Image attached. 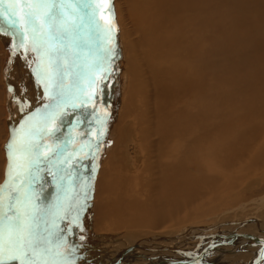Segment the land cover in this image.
<instances>
[{
    "label": "bare ground",
    "instance_id": "1",
    "mask_svg": "<svg viewBox=\"0 0 264 264\" xmlns=\"http://www.w3.org/2000/svg\"><path fill=\"white\" fill-rule=\"evenodd\" d=\"M34 1L13 4L12 0H3L0 4L5 13L0 16V29L8 31L7 35L0 33V38L16 35L17 39L8 72L11 92L7 99L15 103L12 119H23V111H29L15 94L14 85L26 78L24 91L34 103L35 112L46 109L41 113L53 125L45 132L42 128L46 143L38 144L37 140L40 147L36 150L29 146L33 154L28 155L32 160L29 168L16 170L6 186L11 185V191L0 194V226L5 225V207L20 192L15 188L19 187L17 183L27 189L33 184L32 195L40 189L39 184L57 186L63 181V186L70 187L79 179L76 176H84L86 164L92 179L99 173V215L101 210L102 217H112L115 228H157L177 209L201 207L199 195H209L203 190L219 191V200H224L225 192L238 188L243 177L250 175V179L260 169L264 171V0H124L128 14L124 2L117 6L123 49L115 34L114 0L108 18L105 9L109 0H63L71 7L57 10L63 15L51 28L54 34H63L54 43L66 48L67 54L59 56H52L47 44L37 46L34 42L30 13L40 12L37 23L45 32L48 30L42 10L33 7ZM13 11L15 15H11ZM125 18H130V30L124 26ZM10 19L17 21L15 30L7 28L6 20ZM56 64L63 73L60 91L53 86ZM112 76L117 77L116 90L121 84L115 101ZM42 89L46 100L40 103ZM61 112V122H54ZM90 115L95 117L91 119ZM133 138L137 140L136 154ZM41 154L42 161H38ZM15 162L10 164L12 169ZM25 171L30 176H24ZM254 185L250 181L247 186ZM92 192L86 189L80 196L89 203ZM78 204L75 201V207H59L64 208L61 216L53 212L50 218L56 223L49 227V241L94 237V243L80 253L45 252L50 262L186 264L199 258V264H264L261 215L254 216L247 226L241 224L249 229L247 234L235 235L241 232L235 228L239 224L230 225L229 221L220 220L216 226L205 228L192 226L202 234L225 224L221 235L218 232L215 239L208 236L212 240L197 253L195 242L180 238L160 242L151 236L129 246V242L111 241L104 247L102 236H95L92 228L94 218L85 225L88 207ZM37 207H41L43 217L46 208ZM151 207L155 208L154 215ZM92 214L90 211V217ZM102 225L109 227L105 221ZM242 258L244 263L239 262Z\"/></svg>",
    "mask_w": 264,
    "mask_h": 264
},
{
    "label": "rangeland",
    "instance_id": "2",
    "mask_svg": "<svg viewBox=\"0 0 264 264\" xmlns=\"http://www.w3.org/2000/svg\"><path fill=\"white\" fill-rule=\"evenodd\" d=\"M12 1H13V4L19 2V0H12ZM34 2H36V1H34ZM120 2H124L123 3L124 4V10L127 14H128V11H127V7H126L124 0H114V5H115V10H114V14H115L114 17L115 18L114 19H115V22L117 23V25H116L117 29L115 27V30H116L115 34H116V36H118V39L122 41L121 47L123 46L122 47V49H123L124 48V42H123V37L120 34L122 29H121V25H120V20L118 19V16H117V6H118V3H120ZM33 7H35V5ZM32 10L35 11V9H32ZM128 19L125 18L124 26L128 27V29H129L132 25H131L130 18H128ZM82 25H83V23H81L80 27ZM15 36L16 35H12L11 37H6L3 40H2V38H0V194L4 191V189L8 185L10 178L16 174V170L20 171V170L26 168L29 165V163L32 161L30 159L31 156L28 157V155H33L32 151L29 150L30 149L29 146L32 147L33 145H38L40 142L46 143L47 140H44L42 138L43 133L47 129H49V127H51V125H53V124L47 123L45 121L44 114L41 113V112L46 111V109L45 110L39 109L38 112H40V113L38 115H37L38 112H35L34 103L29 98L28 93L24 91L25 86H26L25 81L27 80L26 78H23L25 81L20 80V81L15 83L16 84V86L14 85L15 90H16L15 94H17L18 97L19 98L21 97V99L23 100V103L26 106V111L30 112V110H31V112L26 113L25 111H23V113H22L23 119L22 118L19 119V117L16 120L12 119V111H11V110H13L12 104H15V103H14V101L12 103H10V101L7 99L8 98L7 96L9 94V92H11V83L9 82L8 72L10 69L13 50L16 46V41H17ZM116 63L118 66L119 65L118 61ZM115 70H114V72H115ZM116 75H117V72H116L115 76ZM115 76H112L113 79H111L112 84H113V90L117 89V84H116L117 83V77H115ZM119 82H123V78L120 79ZM120 86H121V84H119L118 90H116L117 94H114L115 95L114 101L116 99V95L118 96V92L120 91L119 90ZM7 90H8V92H7ZM121 90L124 91V89H121ZM58 91H60V89H58ZM44 94H45L44 90L42 89V93L39 95V97L42 96L40 103L44 99L46 100V97ZM71 97H69L67 99V101L69 99H71ZM14 98H17V97L15 96ZM49 102H50V99H49ZM17 104H18L17 107H19V109L21 110L22 108L19 105L18 101H17ZM40 107H41V104H40ZM102 108L104 109L105 106L104 107L102 106ZM91 110L92 109H90L89 112L92 114L93 110H92V112H91ZM98 111H99L98 109H97V111L95 110V112H97V113H98ZM94 115H95V113H94ZM17 116L18 115H16V117ZM89 117L92 119L95 116L93 117L92 115H90ZM29 118H30V120H29ZM60 118L62 119V112L58 115V117H56V120L54 122H57V121L61 122ZM11 119L13 120L12 122H14L15 125L12 124ZM21 122L23 124H21ZM34 123H36V125H34ZM56 127H58V125ZM42 128H43L44 132H43ZM31 130H33V131H31ZM56 130H57V128H56ZM38 136H39V138H38ZM134 136H135V134H134ZM32 138H34V139H32ZM132 141H133L132 149L136 151L135 152V154H136L137 153V147H136L137 140H136V138H133ZM37 142H38V144H37ZM10 144L12 145L11 154H10V150H9ZM91 144H93V143H91ZM26 149H28L30 151V153L28 151L27 154L24 155L25 154L24 151ZM122 149L124 151L126 150L125 145H123ZM42 151L43 150H41V152ZM41 155H42V157H41ZM41 155L38 157L39 159L37 158L38 161H40L44 156V154H41ZM133 155L131 154V156H133ZM21 156H22V158H21ZM11 157L12 158L14 157V159H11ZM12 160L16 161L15 163H13V169L10 165V164H12L11 163ZM57 163H59V160ZM42 164H44V162H42ZM102 165H103V163L101 162L100 166H102ZM27 168H29V166ZM14 169H15V172L13 171ZM86 169H87V171L85 172L84 176H83V173L81 175L76 176L79 179L77 181L73 182L70 187L63 186V181L58 182L57 186H56V183H49L50 185L45 183L48 186L47 185L41 186L39 184L38 186L40 189L36 190V192L34 191L33 195L30 194V192H31L30 186H32L33 184L28 185V187H29L28 189L26 188L27 187L26 186L24 188V190H20V189H18L20 187V185H19V183H17L18 185L16 184V186H19V187H15V188L20 190V192L17 194L18 195L17 197H21L24 200V205L22 206L20 204H17L16 199L13 200L14 202L12 200H10L8 202V205L5 207L6 211L4 214H7L8 217H14L17 209H19L20 211H24L25 209H27L28 211H31V212L33 210H35L36 211L35 215L37 217L36 223L38 224V231H39L40 235L45 240L49 241V237L51 236L50 233L47 236V233L49 232L48 231L49 227L53 226L56 223V220H55V222L53 224L50 217H53L54 213H56V212H57L58 216H61L60 210L62 209V211H63L64 208H59V207H75V201H78L79 202L78 207H88V209L86 211L87 214L85 216V220H86L85 225L88 226V224L91 223L90 218L91 219L94 218V224L91 223L92 228L94 227V230L96 231L95 236H102L101 240L103 239L104 242L103 243L101 242V244L104 247L110 245L111 241H118L119 243L124 242V241L129 242V243H126V246H129V245L136 243L137 241H140L142 239L145 240L148 236H151V237H155L156 240L160 241V242H163L164 240L169 241V239L171 240V242H174V240H179V238H180V240H182L184 242H186V241L187 242H195L197 245H200V246L196 245V248H197L196 252L197 253H201L203 250V247L208 243V241H210V239L212 240V237H208V236L214 235L213 239H215V236L218 237L219 235H221V233L223 231L222 229L224 228L225 224L223 223V225H221L222 228H216V230H212L210 232L208 231L207 233L205 232L202 234L200 232L197 233L196 229H194V227H192V226H195V228H198V227H204L205 228V227H209V226L210 227L216 226L220 220L224 221V222L229 221L230 225H238L239 224L238 226H235L236 231L237 230L241 231L238 234L235 233V235H239V234L249 233V229L246 227H241V224H245L246 226L249 225L250 220L254 219V216L260 218V215H261L262 217H264V171H261L262 169H260L258 172L254 173V176L250 179H248L250 177V175L246 178L243 177L242 181H244V182L242 184H240V186L238 188L229 189V191L225 192L224 200H219V198H218L219 191L203 190V193L206 192L209 195H207V196H204L202 194L199 195L200 196L199 200L201 201V204H202L201 207H199V208H197V207L185 208L184 207L182 209H177L174 211L173 215H170L169 217H167V219L164 220L162 222V224L159 225V227H157V228H153V227L152 228H150V227L149 228L148 227L115 228V227H113L112 219L110 220V218H112V217H109V218H105V216L102 217L101 210H100V215H99V209L100 208L96 207L98 201L100 200V197L98 198L97 194H96V191L98 189L97 180L99 177V173H97L96 177L94 179H92L89 176L90 171H89V167L87 164H86ZM136 169H137V167L133 170H136ZM43 173H45V172H43ZM56 173L59 174V172H56ZM29 174H30L29 171H25L23 175L28 176ZM20 177H21V175H20ZM76 177L73 176V178H75V179H76ZM58 180H59V178H58ZM250 181L251 182L254 181V184H256V185H254L252 187H248L247 185ZM240 182H241V180L238 181V184ZM83 183H84V185H83ZM34 184H38V183H34ZM86 189H90L93 191L92 194H90V196H89V199H88L89 203H88V201H86L84 196L83 197L80 196V195L84 194ZM234 192H236V193H234ZM41 193H43V195H42V199L40 202L39 199H40ZM235 194H237V196H235ZM201 197L203 199H201ZM32 199H33V201H32ZM34 202H36V203L34 204ZM13 203H14V206H12ZM9 204H10V206H9ZM31 204H33L35 206L30 207ZM37 206H42V207H44V209L46 208V213L43 217H41V207H37ZM194 208H196L195 211H193ZM154 210H155V208L151 207L150 212H153V215L155 212ZM90 211L93 212L91 217H90ZM98 217H99V219H98ZM97 219H98V221H97ZM100 219L103 222L105 221L106 226H109V227H107V228L104 227L102 225V221L98 224ZM239 219H241V220H239ZM4 222H5V224L8 223V221L6 219H4ZM110 223H111V225H110ZM93 225H95V226H93ZM73 230H74V232L76 231V229H73ZM213 231L216 235L213 233ZM256 231H260V230H256ZM256 231H254V232H256ZM88 232H91V229H87V233ZM183 232H184V234H183ZM196 234L197 235L199 234L198 235L199 237L196 236ZM205 234H207L206 237H205ZM116 235L118 236V238L113 239V237ZM192 235H194V236H192ZM263 236H264V233H263ZM174 237H176V239ZM203 238H204V240H203ZM205 238L207 241L205 240ZM92 240H95V238L94 237H84V238L76 239L73 241H72V238L71 239L67 238V240H65V241H59L58 240L57 242L52 241L50 239L49 243H53V244L47 243L45 245V247L47 249L46 253H49V254L59 253V254H61L64 252V250L65 251L66 250L67 251H75L76 253L84 252L85 250L88 249L87 245L94 243V241H92ZM97 240H99V239H97ZM131 241H133V242L131 243ZM120 246H124V245L122 244ZM190 246L191 245L189 244L188 247H190ZM57 248H60V249H57ZM212 253H217V252L212 250ZM45 256L46 255H44L42 259L38 256L37 262L39 261L38 263L43 264V261H47V264H57L56 260H53L52 262H50L51 257H48L49 255L46 257ZM220 256H221V254H220ZM239 262L244 263V259L243 258L240 259Z\"/></svg>",
    "mask_w": 264,
    "mask_h": 264
},
{
    "label": "snow or ice",
    "instance_id": "3",
    "mask_svg": "<svg viewBox=\"0 0 264 264\" xmlns=\"http://www.w3.org/2000/svg\"><path fill=\"white\" fill-rule=\"evenodd\" d=\"M3 0H0V4ZM14 7V5H10ZM35 7L38 10H42V14L47 21V32L44 27L37 23L40 12L30 13V23L32 25L33 39L37 46L47 44L48 50L52 56L66 55L67 49L60 48L54 42L59 40L63 35L60 32L53 33L51 31L52 24L56 21L58 16H62V10L65 7H71L66 5L63 0L56 2V0H37ZM5 13L0 10V16ZM11 15H15L13 11ZM7 28L15 30L17 21L14 19L6 20ZM0 33L7 35L6 29H0ZM56 71L52 74L54 89H62V70L58 64L54 65ZM59 94V93H58ZM33 150H36L40 145H33ZM12 145H9L11 154ZM17 204L24 205V200L21 197H17ZM3 218L8 221L7 224L0 226V264H37V257L43 258L44 253L47 251L45 245L49 241L45 240L38 231V224L36 223L37 217L34 212L16 210L14 217H8L7 214L3 215ZM43 264H47V261H43Z\"/></svg>",
    "mask_w": 264,
    "mask_h": 264
},
{
    "label": "water",
    "instance_id": "4",
    "mask_svg": "<svg viewBox=\"0 0 264 264\" xmlns=\"http://www.w3.org/2000/svg\"><path fill=\"white\" fill-rule=\"evenodd\" d=\"M110 5H111V0L108 1L107 7H106V9H105V13H106L107 18L109 17V12H110V14H111V7H110ZM108 26H109V30H110V32H111L113 38H114L113 28L110 26L109 21H108ZM55 160H56V159H55ZM30 182H31V181H30ZM9 187H11V185H9ZM9 187H7V188L4 190L2 196L4 195L5 192H7V191H11V190H9ZM18 189H20V190H24V188H23L22 186H20ZM1 198H2V197H1ZM1 207L3 208V206L0 205V216H1V212H2V211H1ZM261 240H262V239H261ZM262 241H263V240H262ZM261 255H262V253H261ZM261 255H260V257H261ZM198 259H199V258H198ZM198 259L193 260V261L186 262V264H199V260H198ZM181 263H182V262H181ZM181 263H179V264H181Z\"/></svg>",
    "mask_w": 264,
    "mask_h": 264
}]
</instances>
